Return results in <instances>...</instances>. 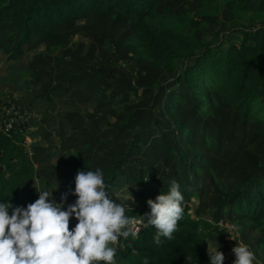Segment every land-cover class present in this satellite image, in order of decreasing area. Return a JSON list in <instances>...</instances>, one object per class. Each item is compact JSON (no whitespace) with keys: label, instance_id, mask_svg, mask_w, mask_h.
I'll return each mask as SVG.
<instances>
[{"label":"rangeland","instance_id":"374dc122","mask_svg":"<svg viewBox=\"0 0 264 264\" xmlns=\"http://www.w3.org/2000/svg\"><path fill=\"white\" fill-rule=\"evenodd\" d=\"M155 8L174 14L175 27L210 42L221 29L230 35L232 27L264 25V0H162ZM132 21L120 10L70 16L54 26L57 40L34 34L18 47L19 32L0 24V121L16 115L17 126L20 119L35 167V197L37 188L48 191L67 210L77 199L79 170L100 169L105 181L124 155L108 190L117 203L128 207L142 189L153 194L176 181L192 216L224 227L225 245L243 242L254 264H264V223L242 219L222 189L261 171L264 112L253 120L209 85L203 87L208 92L193 94L183 81L174 82L183 61L172 71L139 56L130 42ZM260 101L264 107V94ZM86 155L87 164L75 162ZM77 222L73 215L70 223ZM206 239L213 250L223 244L207 235L206 248Z\"/></svg>","mask_w":264,"mask_h":264},{"label":"trees","instance_id":"16d2710c","mask_svg":"<svg viewBox=\"0 0 264 264\" xmlns=\"http://www.w3.org/2000/svg\"><path fill=\"white\" fill-rule=\"evenodd\" d=\"M162 0H0V23H10L19 32L14 47L28 42L34 34H44L53 40L59 36L54 26L70 16H83L89 12L110 13L113 10L132 14L130 42L135 52L150 58L154 64L174 71L173 81H183L193 92H208L209 85L218 93L221 101L234 106L244 117L261 119L264 107L260 101L264 94V25H250L249 29L232 27L230 35L214 33L213 40L197 38L181 28L175 27L174 14L156 11ZM179 16V14L177 15ZM156 87V85H152ZM24 135L10 130L6 135L0 131V201L10 202L13 207L32 203L34 187L30 181L35 177V167L28 157ZM121 156L108 168L105 180L107 190L120 171L117 166ZM88 156L77 157V164H87ZM264 161L261 171L237 183L232 189L224 184L229 207L242 219L256 225L264 223ZM171 183H165L155 193L142 189L136 200L126 207V214L144 217L151 211L147 201L155 199L161 192L167 193ZM184 218L178 222L173 239L161 238V245L154 242L156 228H140L136 236L123 239L117 246L116 262L121 264H206L210 261L203 239L210 235L224 241V227H219L204 217L192 216L188 205H184ZM11 214L12 209H9ZM75 225L70 223V228ZM222 247L219 248L222 251ZM191 256L186 261V256ZM104 264V262H100Z\"/></svg>","mask_w":264,"mask_h":264},{"label":"clouds","instance_id":"9594fccd","mask_svg":"<svg viewBox=\"0 0 264 264\" xmlns=\"http://www.w3.org/2000/svg\"><path fill=\"white\" fill-rule=\"evenodd\" d=\"M37 190L39 198L27 207L0 201V264H116L118 238L136 235L134 218L111 197L100 169L77 172L73 193L77 199L67 210L63 202L49 199L52 193ZM66 199L64 194L62 201ZM183 200L179 184L172 181L166 194L147 201L151 211L140 218L146 221L144 227L156 228L157 246L162 237L173 239L184 218ZM73 215L78 222L70 228ZM207 242L211 264H224L225 254ZM232 251L233 264H254L255 254L247 244L236 243ZM190 259L186 256V261Z\"/></svg>","mask_w":264,"mask_h":264},{"label":"built area","instance_id":"2783aa9c","mask_svg":"<svg viewBox=\"0 0 264 264\" xmlns=\"http://www.w3.org/2000/svg\"><path fill=\"white\" fill-rule=\"evenodd\" d=\"M6 113H10V111H7L5 109ZM8 120V121H7ZM17 121V116L16 115H12L10 117H7L5 122L1 123L0 121V131L6 135L10 134V130H13L14 132L16 133H22L23 134V128H21L20 124V119L18 118V125L15 126L14 125V122ZM26 139H24V145H26ZM130 217H133L134 220H135V224L133 226V231L136 233H138V231L140 230V228L146 223V221L138 216H130ZM233 226L235 227V224L233 222ZM135 235V236H136ZM129 236H132L131 234ZM125 237H119L118 240H123ZM222 252L226 254V257L228 259H225V262L224 264H233L234 260H235V254L233 253L232 249L233 247L236 245V243H231V240H228L226 245H225V242L222 241Z\"/></svg>","mask_w":264,"mask_h":264},{"label":"crops","instance_id":"0c3cea01","mask_svg":"<svg viewBox=\"0 0 264 264\" xmlns=\"http://www.w3.org/2000/svg\"><path fill=\"white\" fill-rule=\"evenodd\" d=\"M0 24H1V23H0ZM110 187H111V186H110ZM110 187H109V188H110ZM108 190H109V189H108ZM35 198H36V197H35ZM38 198H39V197H37L36 199H38ZM33 201H35V199H34ZM70 202H71V201H70Z\"/></svg>","mask_w":264,"mask_h":264}]
</instances>
